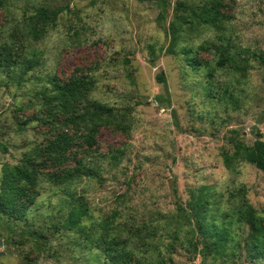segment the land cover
I'll list each match as a JSON object with an SVG mask.
<instances>
[{"label":"rangeland","instance_id":"obj_1","mask_svg":"<svg viewBox=\"0 0 264 264\" xmlns=\"http://www.w3.org/2000/svg\"><path fill=\"white\" fill-rule=\"evenodd\" d=\"M156 1L4 0L0 40L19 56L28 46L21 43L24 21L40 8L55 20L33 42L42 65L24 75L15 68L0 89V185L3 165L17 164L53 135L42 106L50 81H91L86 100L128 115L124 128L99 129L90 160L100 180L42 182L24 219L0 214V264H102L66 225L74 204L88 207L89 224L110 220L116 233L131 236L136 260L137 250L153 243L166 264H254L245 250L250 229L230 215L229 194L245 186L264 219V173L247 163L229 171L222 152H233L232 139L253 145L256 131L264 136V67L250 58L254 67L239 74L214 63L213 79L207 64L215 57L198 48L223 37L233 52L264 51V0H225L220 27L180 35L171 53L167 27L177 3L200 0H166L164 20ZM182 49L193 50L204 69L192 68ZM27 228L46 234V252L32 251L33 240L20 245L26 238L17 231Z\"/></svg>","mask_w":264,"mask_h":264},{"label":"trees","instance_id":"obj_2","mask_svg":"<svg viewBox=\"0 0 264 264\" xmlns=\"http://www.w3.org/2000/svg\"><path fill=\"white\" fill-rule=\"evenodd\" d=\"M147 1V0H139ZM225 0H200L199 2H178L174 16L167 27L171 36L168 53L174 52L177 37L194 35L209 27L218 28L224 19L222 8ZM4 0H0V7ZM160 9L159 18L165 19L166 0H157ZM55 20L54 14L45 9H37L24 21L20 36L22 45L28 41L26 54L18 55L19 51L10 42L0 40V89L7 86V79L15 68L22 75L34 71L42 65L43 56L33 47V42L45 36ZM10 35V34H9ZM11 39L14 34L11 33ZM200 51L212 53L215 60L209 65V77H214V63L220 68L231 67L239 74H245L252 69L250 58L264 67V51H234L230 49L225 38H217L213 43L204 42L198 48ZM187 60H194L192 68L204 69L200 60L191 49H182ZM195 55V56H194ZM21 79L23 77L21 76ZM214 79V78H213ZM212 79V80H213ZM158 80L166 84L162 73ZM50 86L42 91V106L47 110L44 123L51 125L53 135L43 146H36L25 153L15 165L5 164L2 167L0 185V214L13 220L24 219L30 206L37 198V188L40 183L48 182L56 186L74 183L80 179L100 180V168L91 162L97 146L96 136L102 126L109 124L124 128L127 109L115 108L97 101L86 100L87 91L92 82L81 77H73L66 83L58 79L49 82ZM161 97L156 101L161 102ZM164 101V100H163ZM264 136L256 131L253 145L232 139L233 152L223 151V162L229 171H235L241 163L255 166L264 173ZM82 149L80 155L78 151ZM229 213L235 222L249 227L250 232L245 243L247 257L254 264H264V219L258 216L246 197L245 186H240L229 194ZM88 207L74 204L69 210L66 225L69 229L83 236L91 249L99 252L102 264H166L158 246L143 244L145 250H137L138 258L132 248L131 236L124 238L113 229L110 220H101L89 224L85 218L89 215ZM97 229L94 234L93 229ZM26 240L20 245L34 241L32 251L43 253L47 251L46 234L30 230H18ZM140 249V248H139ZM152 252V255L150 254ZM157 254V255H155ZM170 256V255H169ZM27 259V258H26ZM28 262V261H27Z\"/></svg>","mask_w":264,"mask_h":264},{"label":"water","instance_id":"obj_3","mask_svg":"<svg viewBox=\"0 0 264 264\" xmlns=\"http://www.w3.org/2000/svg\"><path fill=\"white\" fill-rule=\"evenodd\" d=\"M2 245V242H0V246Z\"/></svg>","mask_w":264,"mask_h":264}]
</instances>
